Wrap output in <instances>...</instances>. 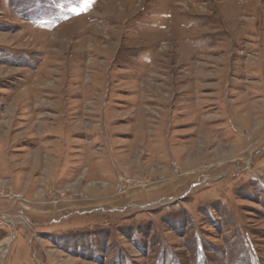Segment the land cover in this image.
<instances>
[{
    "label": "rangeland",
    "instance_id": "rangeland-1",
    "mask_svg": "<svg viewBox=\"0 0 264 264\" xmlns=\"http://www.w3.org/2000/svg\"><path fill=\"white\" fill-rule=\"evenodd\" d=\"M0 264H264V0H0Z\"/></svg>",
    "mask_w": 264,
    "mask_h": 264
}]
</instances>
